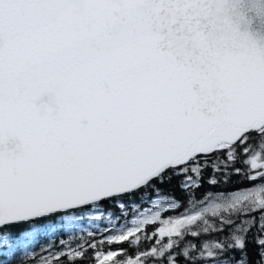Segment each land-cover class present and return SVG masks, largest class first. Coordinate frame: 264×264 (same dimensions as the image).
Masks as SVG:
<instances>
[{
    "label": "snow or ice",
    "instance_id": "obj_1",
    "mask_svg": "<svg viewBox=\"0 0 264 264\" xmlns=\"http://www.w3.org/2000/svg\"><path fill=\"white\" fill-rule=\"evenodd\" d=\"M0 264H264V0H0Z\"/></svg>",
    "mask_w": 264,
    "mask_h": 264
},
{
    "label": "trees",
    "instance_id": "obj_2",
    "mask_svg": "<svg viewBox=\"0 0 264 264\" xmlns=\"http://www.w3.org/2000/svg\"><path fill=\"white\" fill-rule=\"evenodd\" d=\"M207 187V186H206ZM233 187H238V185H234ZM176 195H180V193L177 191L175 193ZM107 225V221L104 222H91V221H84L78 225V227L74 230V232L71 234V239L75 240L79 238L80 236H84L87 234L88 231L92 230H104L105 226ZM62 239H69V236H63L60 237ZM53 243H58V238L53 237L52 238ZM36 252H40V248L37 247Z\"/></svg>",
    "mask_w": 264,
    "mask_h": 264
},
{
    "label": "water",
    "instance_id": "obj_3",
    "mask_svg": "<svg viewBox=\"0 0 264 264\" xmlns=\"http://www.w3.org/2000/svg\"><path fill=\"white\" fill-rule=\"evenodd\" d=\"M49 100H50V98L46 96V97H44L42 99V102H49ZM16 143H19V142L17 141ZM9 146L10 147H15V144H13V143L10 142V145Z\"/></svg>",
    "mask_w": 264,
    "mask_h": 264
}]
</instances>
